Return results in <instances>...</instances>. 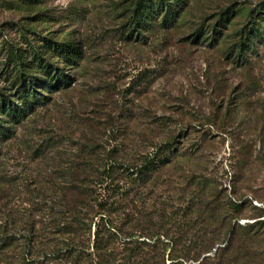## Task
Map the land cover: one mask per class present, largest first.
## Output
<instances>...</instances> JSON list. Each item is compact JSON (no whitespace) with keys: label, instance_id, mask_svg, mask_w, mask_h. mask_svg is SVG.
Returning a JSON list of instances; mask_svg holds the SVG:
<instances>
[{"label":"rangeland","instance_id":"obj_1","mask_svg":"<svg viewBox=\"0 0 264 264\" xmlns=\"http://www.w3.org/2000/svg\"><path fill=\"white\" fill-rule=\"evenodd\" d=\"M131 1L0 0V46L5 40L28 49L35 39L42 43L40 36H69L83 49L72 87L56 92L0 143V264L23 255L34 264H92L45 256L53 251L47 244L59 240L42 209L48 184L65 177L87 147L132 164L171 137L176 155L155 184L120 180L129 189L127 211L154 213L143 223L160 228L166 259L198 263L192 256L210 237L219 240L202 255H209L204 264H264V223L236 225L264 218V44L248 67L236 68L220 48L185 40L221 7L263 0L191 1L179 26L148 29L144 42L124 39ZM199 179L208 185L203 194L195 189ZM201 204L219 213L213 225ZM117 212L121 224L125 216Z\"/></svg>","mask_w":264,"mask_h":264},{"label":"trees","instance_id":"obj_2","mask_svg":"<svg viewBox=\"0 0 264 264\" xmlns=\"http://www.w3.org/2000/svg\"><path fill=\"white\" fill-rule=\"evenodd\" d=\"M191 1L194 0H132V13L124 23L127 26L124 39L144 42V31L148 29L173 30L184 20ZM249 5L234 1L221 7L208 19L210 22L207 23V17H204L185 40L208 49L220 48L222 56L234 67H248L251 54L264 44V0L252 7ZM37 40L28 43V49L14 42L4 40L1 43L0 143L12 139L17 125L40 108L50 105L56 92L70 89L77 80L71 71L79 66L83 58L80 42L69 36L60 39L40 36L42 43ZM172 138L162 141L155 151L146 153L141 161L132 164L111 159L109 155L102 158L92 146L81 151V161L66 169L65 177L52 179L48 184L42 209L50 221L51 233L59 236V240L58 243L47 244L46 248L53 251L45 256L49 255L48 259H51L52 255H61L75 263L87 258L92 264H184L174 255L169 254L166 259L165 251L160 247V228L153 229V224L143 223L148 221V215L153 216V212L147 214L146 211L140 216V211L136 215L127 211L129 189L124 187V182L120 184V180L127 176L136 185L145 182L155 184L160 171L169 166L176 155ZM196 184L195 189L201 194L208 187L203 179ZM259 210L260 216L264 217V207ZM199 211L211 220L209 225L219 219L216 209L208 205L201 204ZM115 212L124 214L121 224L114 218ZM262 223L264 218L246 226L238 222L236 225L251 229ZM147 229L157 230L158 236H141ZM229 229L232 232L233 227ZM117 238L121 239L118 244ZM217 240L210 237L200 240V249L192 256L194 261L200 262L189 264H204L209 255H202L212 253ZM29 248L27 254H30ZM221 250L217 249L218 254ZM35 260L23 255L12 264H34Z\"/></svg>","mask_w":264,"mask_h":264}]
</instances>
